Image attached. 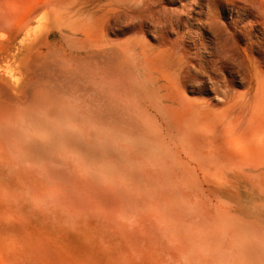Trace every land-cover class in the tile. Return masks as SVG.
<instances>
[{"label": "rangeland", "instance_id": "rangeland-1", "mask_svg": "<svg viewBox=\"0 0 264 264\" xmlns=\"http://www.w3.org/2000/svg\"><path fill=\"white\" fill-rule=\"evenodd\" d=\"M0 258L264 264V0H0Z\"/></svg>", "mask_w": 264, "mask_h": 264}, {"label": "bare ground", "instance_id": "bare-ground-1", "mask_svg": "<svg viewBox=\"0 0 264 264\" xmlns=\"http://www.w3.org/2000/svg\"><path fill=\"white\" fill-rule=\"evenodd\" d=\"M42 2V0H40ZM111 61V60H110ZM1 259V258H0Z\"/></svg>", "mask_w": 264, "mask_h": 264}]
</instances>
